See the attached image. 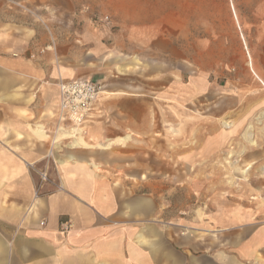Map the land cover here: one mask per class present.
Returning <instances> with one entry per match:
<instances>
[{
  "label": "crops",
  "instance_id": "0c3cea01",
  "mask_svg": "<svg viewBox=\"0 0 264 264\" xmlns=\"http://www.w3.org/2000/svg\"><path fill=\"white\" fill-rule=\"evenodd\" d=\"M78 1L0 0V264H264V201L252 210L224 191L223 213L211 211L203 224L185 232L177 221L171 232L158 201L169 199L167 191L137 196L131 181L118 184L111 173L120 167L110 161L111 152H101L128 143L130 155L131 127H151L149 98L167 101V71L141 59L137 64L131 35L118 45L120 52H106V41L122 35L93 26ZM238 4L244 7L241 60L264 85V0ZM231 6L240 25L233 0ZM114 15L115 24L131 27V15ZM129 75L143 79L107 82ZM79 77L103 85L87 121V138L71 137L57 115L59 83ZM123 96H131V109L119 101ZM114 105L116 115L102 120ZM250 143L256 145V139ZM182 160L184 177V150ZM44 168L50 181L36 193ZM123 169L130 172V162ZM200 181L192 180L193 186ZM159 184L166 186L165 179ZM64 222L70 223L68 230Z\"/></svg>",
  "mask_w": 264,
  "mask_h": 264
},
{
  "label": "rangeland",
  "instance_id": "374dc122",
  "mask_svg": "<svg viewBox=\"0 0 264 264\" xmlns=\"http://www.w3.org/2000/svg\"><path fill=\"white\" fill-rule=\"evenodd\" d=\"M239 1L233 0L240 21L239 12L244 7ZM78 3L93 26L114 37L122 35L115 42L106 41V52H120L118 45L127 43L131 35V58L136 56L139 65L141 59L161 72L167 71V101L149 98L151 127H131L130 155L128 143L101 152L104 156L111 152L110 161L120 167L111 173L118 184L131 181V192L137 196L167 191L169 199L158 201L165 206L164 220L171 232L177 221L185 232L198 222L203 224L207 213H223L225 199L220 195L224 191L233 194L234 202L260 210L264 201V173L260 170L264 165V122L257 117L264 110V85L241 60L245 53L241 21L239 25L235 19L231 0H79ZM114 13L131 15V27L115 24ZM105 16L109 19H104ZM142 77H110L107 82L126 83L132 78L134 84L135 80L139 84ZM119 101H126L131 109V96H123ZM108 104L111 105L110 100ZM115 108L107 106L102 120L109 118L110 122L116 115ZM249 124L254 128L251 127L252 137L248 138L255 136L256 145L242 137ZM86 130L89 131L88 124ZM183 150L188 159L184 177ZM251 161H255L253 166L242 171ZM128 162L130 172L123 169ZM161 178L167 188H160ZM200 178V184L193 186L192 180ZM197 193L205 198H197ZM254 194L260 197L252 199Z\"/></svg>",
  "mask_w": 264,
  "mask_h": 264
},
{
  "label": "built area",
  "instance_id": "2783aa9c",
  "mask_svg": "<svg viewBox=\"0 0 264 264\" xmlns=\"http://www.w3.org/2000/svg\"><path fill=\"white\" fill-rule=\"evenodd\" d=\"M104 19L108 20L109 16ZM55 47L54 40L51 43V48ZM41 49L40 51H44ZM36 54L32 53L31 57ZM60 98L57 106V115L61 129L69 127L79 128L86 135V124L95 103L100 97L103 90V85L99 82L88 78H74L68 81L59 83ZM40 180L37 184L36 193H38L50 181L49 169L44 168L39 171ZM69 222L62 224L63 230H68Z\"/></svg>",
  "mask_w": 264,
  "mask_h": 264
},
{
  "label": "bare ground",
  "instance_id": "6f19581e",
  "mask_svg": "<svg viewBox=\"0 0 264 264\" xmlns=\"http://www.w3.org/2000/svg\"><path fill=\"white\" fill-rule=\"evenodd\" d=\"M234 10V9H233ZM258 119H264V110L259 114V116L257 117ZM229 120V119H228ZM228 122L226 121V125ZM230 124V123H229ZM225 125V126H226ZM251 127L252 126H248V129L246 131V135L247 136H251L252 132H251ZM66 133H68L71 137H77V138H81L82 136L84 137V133L81 129L79 128H75V127H69L68 129H64ZM88 134V130H86V135ZM245 136V135H244ZM246 137V136H245ZM252 137V136H251ZM72 139V138H71ZM251 142L254 144L255 143V139L254 138H250ZM249 139V140H250ZM249 168V167H248ZM260 170L264 173V165L260 167Z\"/></svg>",
  "mask_w": 264,
  "mask_h": 264
}]
</instances>
